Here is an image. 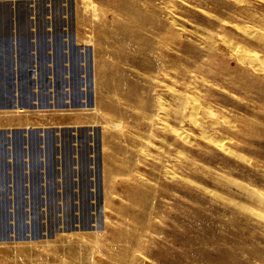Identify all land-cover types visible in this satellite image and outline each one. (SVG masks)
<instances>
[{"label": "rangeland", "instance_id": "obj_1", "mask_svg": "<svg viewBox=\"0 0 264 264\" xmlns=\"http://www.w3.org/2000/svg\"><path fill=\"white\" fill-rule=\"evenodd\" d=\"M263 35L264 0H0V264H264Z\"/></svg>", "mask_w": 264, "mask_h": 264}, {"label": "bare ground", "instance_id": "obj_2", "mask_svg": "<svg viewBox=\"0 0 264 264\" xmlns=\"http://www.w3.org/2000/svg\"><path fill=\"white\" fill-rule=\"evenodd\" d=\"M244 32L247 34V35H251V36H254L255 34V30H244ZM259 40L264 42V35L263 36H259ZM222 42V41H221ZM223 43L228 47V49L234 53V54H238L237 56H240L239 58H241L242 60V63L244 64H252L253 62L255 61H258L259 58L256 56V55H250V54H247L246 56H243V54H241L243 52V49H242V46L238 43H234L232 42L231 40H228V39H225L223 41ZM241 54V55H240ZM264 69V68H263ZM259 70V69H258ZM186 104H188L187 101H185ZM184 102V104H185ZM183 103V102H182ZM190 106H192L193 108L195 109H199L200 108V103L198 102V99L194 100L191 102ZM197 115V114H196ZM198 118L197 117H194V122H198L197 121ZM263 199V198H262ZM263 203H264V200H261Z\"/></svg>", "mask_w": 264, "mask_h": 264}, {"label": "crops", "instance_id": "obj_3", "mask_svg": "<svg viewBox=\"0 0 264 264\" xmlns=\"http://www.w3.org/2000/svg\"><path fill=\"white\" fill-rule=\"evenodd\" d=\"M11 223V222H10ZM5 226L6 227H9L10 228V231L12 232V226H11V224H9V221H6V223H5ZM11 226V227H10ZM10 232V233H11ZM9 236H7V238H6V240H3V241H9V238H8ZM8 257V256H7Z\"/></svg>", "mask_w": 264, "mask_h": 264}]
</instances>
